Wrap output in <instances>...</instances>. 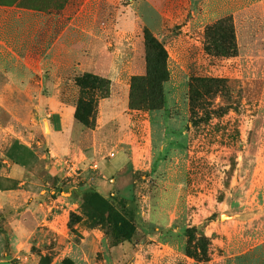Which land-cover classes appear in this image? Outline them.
<instances>
[{
	"label": "rangeland",
	"instance_id": "obj_1",
	"mask_svg": "<svg viewBox=\"0 0 264 264\" xmlns=\"http://www.w3.org/2000/svg\"><path fill=\"white\" fill-rule=\"evenodd\" d=\"M84 2L0 0V35L14 36L15 12L24 9L29 16L24 53L42 59L48 81L53 68L62 70L49 59L59 51L52 44ZM128 2L115 1L113 20L123 15L133 20L134 13L124 8ZM262 10L248 7L240 42L233 22L223 17L205 18L190 30L169 26L162 39L169 80L159 110L129 108L125 89L99 76L98 89L90 90L92 100L75 105L70 147H58L45 158L37 188L23 185L31 192L6 196L7 207L0 209V260L264 264ZM142 30L136 25L128 49L135 75L145 71ZM78 36L70 37L81 42ZM5 81L0 70V166H6L13 139L32 141L35 131L33 139L45 136L52 119L46 110H36L27 94L8 90ZM105 97L111 103L101 109ZM66 100L73 102L72 96ZM119 149L127 165L110 173L106 166L119 159V152L112 158ZM102 204L126 220L124 231L99 214Z\"/></svg>",
	"mask_w": 264,
	"mask_h": 264
},
{
	"label": "crops",
	"instance_id": "obj_2",
	"mask_svg": "<svg viewBox=\"0 0 264 264\" xmlns=\"http://www.w3.org/2000/svg\"><path fill=\"white\" fill-rule=\"evenodd\" d=\"M115 1L118 0H85L80 9L69 17L52 44V47H59L58 54H49L50 61L58 62L62 70L54 71L53 68L48 73V81L44 79L47 74L43 70L42 59L26 58L24 53V22L29 17L24 9L19 8L15 12L14 36L0 35V70L6 78L4 86L12 92L27 94L32 102L35 100L33 107L36 110L44 109L52 117L45 136L38 135L33 139L37 135L35 131L29 135L32 141L21 136L13 139L6 148L3 159L6 166H0L1 210L7 207V195L31 192L23 185L29 189L37 188L41 183L39 169L47 166L45 158L51 159L53 150L61 146L64 149L70 147L75 105L80 92L75 83L76 77L84 73L100 76L129 92L135 72L128 49L133 45L136 25L141 24L142 29L147 28L158 40H162L169 26L181 25V28L190 30L196 26L200 28L205 18L210 21L230 16L236 40L240 42V23L246 21L248 7L254 5L263 9L260 19L264 26V0H129L124 8L134 13L133 20L126 15L117 17L122 21L112 18L110 7ZM74 33L81 35L77 37L81 42L71 40L70 36ZM63 36L67 40H62ZM45 89L48 91L43 94ZM68 96H72V103L66 100ZM105 103H111L109 97L101 99L99 107L103 109ZM117 153L119 159L114 163L110 161L106 166L108 172L114 174L122 172L128 162L121 149L113 154V159ZM7 262L9 260H0V264H12Z\"/></svg>",
	"mask_w": 264,
	"mask_h": 264
},
{
	"label": "trees",
	"instance_id": "obj_3",
	"mask_svg": "<svg viewBox=\"0 0 264 264\" xmlns=\"http://www.w3.org/2000/svg\"><path fill=\"white\" fill-rule=\"evenodd\" d=\"M222 19H227L232 23L230 16ZM142 31L145 71L143 74H134L131 77L128 106L133 109L146 108L149 111H154L162 108L165 103V83L169 80L168 54L162 40H158L147 28H143ZM98 77L84 73L75 78V83L80 89V95L77 100L78 107L84 104L85 101L92 100L91 94L93 93L90 90L98 89L101 82ZM88 82L92 86H89ZM85 94L89 95L90 98H86ZM96 210L105 217L104 219L112 221L115 229L119 231L126 229V220L112 206L102 204ZM176 222L177 218H173L172 223Z\"/></svg>",
	"mask_w": 264,
	"mask_h": 264
},
{
	"label": "bare ground",
	"instance_id": "obj_4",
	"mask_svg": "<svg viewBox=\"0 0 264 264\" xmlns=\"http://www.w3.org/2000/svg\"><path fill=\"white\" fill-rule=\"evenodd\" d=\"M46 128H48V127H46Z\"/></svg>",
	"mask_w": 264,
	"mask_h": 264
}]
</instances>
